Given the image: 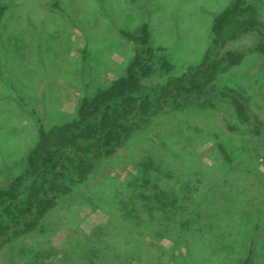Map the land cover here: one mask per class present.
Segmentation results:
<instances>
[{
  "label": "rangeland",
  "instance_id": "374dc122",
  "mask_svg": "<svg viewBox=\"0 0 264 264\" xmlns=\"http://www.w3.org/2000/svg\"><path fill=\"white\" fill-rule=\"evenodd\" d=\"M228 1L0 0V185L35 140L32 112L45 128L60 124L79 99L121 74L132 53L120 31L146 24L179 75L199 62L211 19ZM246 2L264 25V0ZM258 39L249 33L226 49ZM219 79L243 88L264 123L263 57L249 55ZM213 124L241 170L226 167L210 137L191 129ZM84 235L127 239L132 264H237L253 239L249 264H264V148L227 133L218 114L159 116L47 213L39 232L4 246L0 264H77L70 245Z\"/></svg>",
  "mask_w": 264,
  "mask_h": 264
},
{
  "label": "trees",
  "instance_id": "16d2710c",
  "mask_svg": "<svg viewBox=\"0 0 264 264\" xmlns=\"http://www.w3.org/2000/svg\"><path fill=\"white\" fill-rule=\"evenodd\" d=\"M5 11L6 6L1 5L0 23ZM249 33L258 36L255 44L244 50L226 49L227 44ZM119 34L130 44L132 53L119 76L79 99L74 114L60 124L45 128L32 112L35 140L18 172L0 185V250L39 232L47 213L87 182L100 162L111 158L134 133L159 116L191 113L208 118L218 114L227 133L252 138L264 148V123L250 113L246 91L219 79L249 55L264 58V25L246 0H229L212 17L199 62L179 75L173 74L174 65L165 49L152 45L146 24ZM155 77L161 81L151 82ZM218 127L192 125L191 129L210 137L226 167L241 170L223 144ZM170 236L175 243L187 238ZM252 242L250 239L244 258L237 264L250 263ZM128 244L118 236L104 242L95 235H84L70 245L69 252L75 258L69 256L77 264H132L133 257L124 249ZM25 264L44 263L34 257Z\"/></svg>",
  "mask_w": 264,
  "mask_h": 264
}]
</instances>
